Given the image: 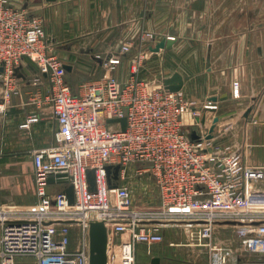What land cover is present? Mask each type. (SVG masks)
Wrapping results in <instances>:
<instances>
[{
  "label": "built area",
  "instance_id": "built-area-1",
  "mask_svg": "<svg viewBox=\"0 0 264 264\" xmlns=\"http://www.w3.org/2000/svg\"><path fill=\"white\" fill-rule=\"evenodd\" d=\"M155 38L153 32L143 33L144 40ZM51 46L41 16L0 0L4 97L16 90L15 69L32 60L50 85L37 101L51 107L57 122L54 144L31 152L38 200L18 207L0 196V264H15L22 255L34 257L37 264H90L93 219L105 221L109 229L108 264H139L138 245L164 241L163 228L168 226L183 228L188 245L206 250L208 264H240L241 252L258 256L253 264H264V222L255 224L264 217L252 213L253 201L263 200L264 191L250 187L259 172L240 147L221 140L228 128L214 130L209 138L214 119L207 122L183 89L170 91L164 78L143 76L152 54L148 49L132 56L124 81L113 72L129 44L104 61L105 76L82 81L74 91L64 61ZM233 93L239 96V81L233 83ZM211 107L216 105H205ZM123 117L125 130L121 121H109ZM38 119L29 117L23 126ZM193 130L198 139L191 137ZM117 164L119 183L110 187L107 166ZM89 170H95L94 189ZM131 171L151 177L157 206L133 205L127 180ZM69 185L73 203L66 193ZM218 225L235 228L236 249L216 236ZM125 233L127 238H116Z\"/></svg>",
  "mask_w": 264,
  "mask_h": 264
},
{
  "label": "crops",
  "instance_id": "crops-1",
  "mask_svg": "<svg viewBox=\"0 0 264 264\" xmlns=\"http://www.w3.org/2000/svg\"><path fill=\"white\" fill-rule=\"evenodd\" d=\"M9 1L44 19L53 52L71 66L67 70L69 76L80 74L90 65L74 69L78 49H88L90 55L99 57L96 61L103 66L108 56L120 53L126 44L132 46V41L146 28L161 30L165 36L158 35L160 39L153 46L169 39L173 42L170 47L165 44L156 51V59L146 62L149 69L159 63L165 65L166 72L172 70L166 77L176 71L182 73L183 90L189 100L196 102L194 108L206 114L207 122L218 117L214 130L228 128L219 136L221 140L240 147L246 161L264 162V149L259 150L264 142V0ZM137 51L138 47H131L121 53V63L115 70L121 81L127 78L131 58ZM20 66L25 77L17 76L16 90L8 98L4 97L5 85L0 80V196L7 204L31 203L29 193L24 195L18 189V154H29L54 144L57 130L51 107L40 106L37 101L49 92L47 74L29 59ZM179 66L183 68L175 69ZM69 78L67 81L76 89L77 82ZM235 81L240 82L238 97L233 93ZM257 102L258 107L254 108ZM206 104L216 107L205 108ZM249 107H252L250 112ZM35 115L39 117L37 121L23 126ZM6 155H10L9 160H4ZM9 167L12 174L4 175L2 169ZM218 229L223 235L233 236L227 241L236 249L239 240L235 228L218 225ZM163 233L162 242L138 245L139 264L153 260H156L153 264H208L206 250L188 245L183 228L168 226L163 228ZM223 235L221 238L226 240ZM127 236L125 233L116 238ZM171 241L177 245H170ZM256 258L240 257V264H253ZM15 264H37V261L25 255L17 257Z\"/></svg>",
  "mask_w": 264,
  "mask_h": 264
},
{
  "label": "rangeland",
  "instance_id": "rangeland-1",
  "mask_svg": "<svg viewBox=\"0 0 264 264\" xmlns=\"http://www.w3.org/2000/svg\"><path fill=\"white\" fill-rule=\"evenodd\" d=\"M143 31L142 32L140 31L141 33L138 34V38H136L134 41H132L131 47H138V49L144 48V49L150 50V52H152V54L150 56H148V60H147V62H148L150 59H152L153 57H155L157 55V54L154 55L157 52L152 50V47H154L153 46L154 41H156V40L159 41L160 38H158V35L165 36V34L160 33L161 30L159 31V30L154 29V28H146L145 32H147V31L153 32L154 34H156V37H157V38H155L156 40L148 41V40L143 39ZM148 45H150L149 48H148ZM87 50L88 49H84V48H80L77 50V53L74 57L75 67L74 66L73 67L75 69L76 66L77 67H79L80 65L85 66L86 64H90V65H88L87 68L84 67L82 71H79L80 74L71 73L69 76V74L67 73V78L70 77L69 79L72 82H77L76 84L78 86H79V82L81 80L85 81V80H91V79L103 77L108 73V70L106 69V67L104 65L100 66V63H98V61H96V59H99V57H96L94 55H90L89 51H87ZM155 59H156V57H155ZM154 61H156V60H154ZM146 66L147 67H144V69L142 70V75L143 76H149L150 78H154V79L167 78L166 76L172 72V70H169L166 72L165 65L160 66L159 63L156 65H153V66H155L154 68H152V66H151L150 69H149V67H150L149 65H146ZM182 68H183L182 66H179L178 68H175V69L180 70ZM113 73L115 74V71ZM128 74L129 73H127V76H128ZM72 88L74 91L78 90V87L76 89H74V87L72 86ZM259 103H260V101H259ZM259 103L258 102L255 103L254 108H257ZM263 140H264V138H263ZM226 143H228V142H226ZM261 143L262 144L260 145L259 150L264 149V147H262V146H264V142H261ZM9 157H10V155H6L5 156L6 159H4V160H7V159L9 160ZM18 160H19V168H18V174L16 175L17 180L19 182L18 183V189L20 192L22 191V193L24 195L29 193L31 203L19 204V202H16V203L14 202V203H8V204H14L18 207H23V206H27V205H30V204L36 202L38 200V197L36 194V186H35V180H34V176H33L34 172L32 174L33 158H32L31 153H29V154L19 153L18 154ZM248 163L255 166L256 169H254V170L259 172V175L258 174L253 175V178H254L253 184H251L250 187L252 188V190L264 191V162H254L251 159V161H249ZM2 170L4 172L3 173L4 175L12 174L10 167L9 168H3ZM13 175H15V174L13 173ZM127 180L129 181V183L131 185L133 205L134 206H136L137 208L144 207L145 209H151V208L157 206V204H158L157 190L155 188V184L153 183V180L151 179V177H149L148 175L140 177L137 174H135V172L131 171L130 173H127ZM256 206H258V207H256ZM252 213L256 217H264V206L262 207V205H255L254 204V208L252 210ZM227 227H233V226L227 225ZM75 231H78L77 227H74V232ZM216 231H217L216 236L219 237L220 239H224V238H221V235H223V233L220 232L219 229ZM230 233L234 234L233 231H230ZM76 234L78 235V232ZM223 236L225 237L226 241L228 240V238H230V239L233 238V236L228 237V234L223 235ZM140 244H142V243H140ZM141 252H142L141 255L144 256V253H143L144 251H141ZM22 256H25V255H22ZM241 257H243V258H248V257L254 258L255 255H251V254L246 253V252H241Z\"/></svg>",
  "mask_w": 264,
  "mask_h": 264
},
{
  "label": "water",
  "instance_id": "water-1",
  "mask_svg": "<svg viewBox=\"0 0 264 264\" xmlns=\"http://www.w3.org/2000/svg\"><path fill=\"white\" fill-rule=\"evenodd\" d=\"M47 1H55V0H47ZM173 42V39H169L167 43L165 41H162L158 43L155 47H152L153 51H159L161 47H164L165 44H168L170 47V44ZM65 68L67 70L71 69V66L68 64H65ZM0 70H3V67H0ZM21 66H18L15 71L16 75L18 77H25L21 72ZM184 76L179 71L174 72L171 76L164 79L165 87L168 88L170 91H179L183 89L184 87ZM2 103V99H0V104ZM252 110V107L248 108V112ZM2 118V114L0 113V121ZM119 120L122 122V128L125 130L127 120L126 117L120 118V119H110L109 121H116ZM202 122L205 121V116L201 119ZM218 121V117L214 119V122L210 128V134L209 138L213 136V131L215 129L216 123ZM191 137L193 139H198L199 135L196 130H193L191 133ZM108 171V181L109 186L114 187L117 186L119 183V171H120V165L117 164L115 166L108 165L107 166ZM88 177L89 181L91 183V188L94 189L95 185V170H89L88 171ZM112 178L115 179V182L112 181ZM66 193L68 196L69 203H73L75 200L74 197V188L72 185L67 186ZM263 221H256L255 224H259ZM229 224H237L236 221H229L227 222ZM108 246H109V229L105 223V221L100 219H93L90 221V264H108ZM156 260H153L152 263H155Z\"/></svg>",
  "mask_w": 264,
  "mask_h": 264
},
{
  "label": "bare ground",
  "instance_id": "bare-ground-1",
  "mask_svg": "<svg viewBox=\"0 0 264 264\" xmlns=\"http://www.w3.org/2000/svg\"><path fill=\"white\" fill-rule=\"evenodd\" d=\"M262 205V207L264 206V199L263 200H256V201H253V205ZM256 207H258V206H256Z\"/></svg>",
  "mask_w": 264,
  "mask_h": 264
}]
</instances>
